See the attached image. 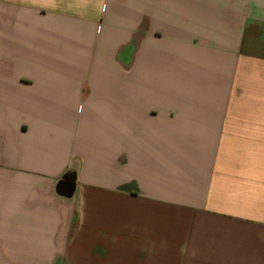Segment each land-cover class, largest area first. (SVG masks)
<instances>
[{
    "label": "crops",
    "instance_id": "crops-1",
    "mask_svg": "<svg viewBox=\"0 0 264 264\" xmlns=\"http://www.w3.org/2000/svg\"><path fill=\"white\" fill-rule=\"evenodd\" d=\"M0 264H264V0H0Z\"/></svg>",
    "mask_w": 264,
    "mask_h": 264
}]
</instances>
